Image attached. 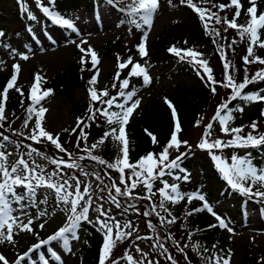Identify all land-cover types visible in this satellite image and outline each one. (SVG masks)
Wrapping results in <instances>:
<instances>
[{"label":"snow or ice","instance_id":"snow-or-ice-1","mask_svg":"<svg viewBox=\"0 0 264 264\" xmlns=\"http://www.w3.org/2000/svg\"><path fill=\"white\" fill-rule=\"evenodd\" d=\"M20 2L22 3V0H20ZM35 2L43 14L54 24L66 27L79 34L78 29L70 19H66L60 14L50 10L49 7L43 6L42 0H35ZM106 2L113 7H116L119 12L124 14L127 19L122 22H127L131 26L142 31L145 27L148 29L152 27L155 14L160 7V0H127V2H125V0H106ZM179 3L180 5H185L192 9L198 15L205 34L212 38L214 44H217V37H220L221 35V29L215 27V25H221L222 23L224 25L223 31L226 32L228 29L236 30L241 41L247 37V54L242 57L243 63L245 65L254 63L264 65V58L255 55L254 52V48H264V39H261L260 32L261 29H264V13L258 15L257 0H249L250 7H248L245 12L248 19L245 24L237 23L243 7L240 0H229L228 4L218 5L213 3L212 0H198V3L194 2V0H179ZM121 4L124 6L120 7ZM168 4L170 7H175L173 0H168ZM200 5H211V7H201ZM230 7L235 8V12L231 19H228L227 16L221 17L219 12L212 11V9L218 8L220 12H223ZM24 11L27 12L29 19H36L32 12L28 11L26 8ZM212 21H214V25L212 24ZM129 31H131V28ZM4 36L5 33L0 31V42H2ZM146 40L147 33L145 32L141 43L137 45V51L142 59L149 55L146 48ZM73 43H75V41H73ZM85 43H87L86 40L77 44V48L83 54L80 60L82 70L83 65L91 63L92 69L90 70L95 71L93 77L87 82L89 85L87 91L92 103L87 109V121L82 117H78L76 127L71 130L70 134L77 135L78 138L75 147L88 155L86 157H74L73 154L62 145L59 135H54L48 132L44 127L43 122L48 109L43 107L41 102L52 94V90L40 88V83L43 78L39 73L35 75L33 86L28 93V99L31 103L26 108L27 115L23 122V126L28 128L33 117H35V122L30 129L29 135L24 138L32 141L33 144H40L42 142L50 143L54 146L55 150L64 155L59 157L54 155L49 156L46 155V152H42L38 148L33 147L32 144L27 145L29 149L27 155L30 158L35 154L55 166L54 170L49 173L44 166L37 163L35 160H26L23 155L19 156L15 162L9 164V157L12 153L0 151V244L8 243L14 245L16 243L14 238L17 234L16 230L28 233L34 231L32 227L34 220L29 217L25 223L22 218L24 215H27L25 212L27 205L24 201H28V204L35 206L37 192L41 188L50 190L51 193L54 194V206H63L61 211H63L66 216V222L64 225L52 236L47 240H42L40 243L31 246L27 252L18 255L16 260L12 261L11 264H22V262L27 264V261L32 259L33 252L43 248L45 245L51 244L53 241L62 243L63 246L70 251V240L79 239L77 230L80 224L82 222L93 223V221L89 220V211L93 204L90 192L91 185H84V182L77 176L69 175V173L65 171V169L79 170L84 176L94 175L97 180H100L101 178L99 174L95 172H86L78 162L85 159L94 161L119 173L118 178L120 184L123 185V189L118 186L115 181H113L110 186H105L106 188L114 189V194L113 191L109 190L108 195L111 202L117 208L122 207L121 200L118 199L119 197H125L129 200L146 199L151 202L152 197L158 192L161 197L159 204L150 203V211H144L143 215L149 217L155 214L159 218L160 226L164 227L165 225H171L176 222V217L172 216L169 209L165 207L166 202L175 204L186 199L187 203L190 205L194 200H198L201 202V206L187 211V216L207 211L218 222L217 224L209 225V228L220 227L226 229L229 233H233V229L229 227V223L224 217L214 211L212 205L208 202L204 194L200 191H194L191 193L181 192L178 184H169L166 180H163L165 176H173L177 181L183 180L187 182L189 181L190 176V173H188L187 169L181 167V164L184 157L191 152V146L187 141L180 139V133L182 132L181 122L175 106L168 101L167 98H165V102L171 109V115L173 118V130L168 142L163 146L160 153L150 152L145 156H142L135 163L130 162L129 140L126 128L131 116L141 103V98H137L135 89L129 90L130 80L133 77H138L142 78L145 86L150 84L151 77L147 65H142L139 62L134 63L131 56L126 60H121L118 56V71L113 77L114 82L111 86L115 91V94H110L107 87L102 90L95 87L99 76L97 65L100 61L94 49L91 47L85 49L83 47V44ZM185 43L187 42L185 41ZM236 43H238V41L233 39L228 47L234 51L232 45H235ZM6 47L10 49V54L13 58H15L16 55H19L21 60L26 61L29 59L28 55L18 53L16 49H11L10 45H6ZM217 50L224 69L223 80H216L213 75V69L209 66V61L202 59L203 53L192 49L177 48L176 46H171L168 49V52L181 61H186L191 64L197 72L198 77L204 82L205 86L210 89L213 95L217 93V87L231 89V94L227 99H222L221 103L217 105L214 116L209 123L205 125V131L201 137V141L197 144V148L209 153L210 158L214 162V166L222 174V178L233 190L238 191L241 195L248 197L249 199L253 197L264 198V169H259L254 166L251 159L247 156L240 157L233 155L230 158L231 162H229L216 153V150L222 151L224 148H256L264 145V133L259 132L257 127L258 121H253L251 123L250 128L252 131L246 135H240L244 130V126L230 127V122L235 120L234 113H243L244 107H229L232 101L237 99L246 104L253 102L264 103V95L260 92L248 93L244 91L249 84L264 81V68L257 70L251 79H249L246 74L241 82H237L234 75L235 65L228 59L224 47L217 44ZM129 65H131V68L128 75L121 79V70L128 68ZM20 68L21 66L19 63L13 64V74L4 88L0 90V121L6 120L5 104L8 100L9 90L15 89L21 97L25 95L23 90L17 87ZM245 73H247V68H245ZM21 104L23 105V100L21 101ZM261 115L264 116V109L261 110ZM98 119H102L103 123L108 126L109 130L105 131L103 136L95 143L81 148V141H87L88 133L85 129L90 128L91 123H96ZM202 120L203 117L197 120L195 126H199ZM89 121L91 123H89ZM216 123L220 126V132L224 135L231 136L232 139L228 141L221 139L212 140L211 133L214 124ZM3 126V123H0V128H3ZM77 129L79 130L78 133ZM65 131L69 130L65 129ZM145 132L151 138L153 144L158 143L157 137L153 133L147 129H145ZM253 133L256 134L254 135ZM14 134L23 135V133ZM109 138H111V141L116 144L119 153L112 162L92 154L94 150L103 146ZM0 139L14 143L17 149L21 146L18 142L10 141L9 136L4 135L3 132H0ZM182 146L187 148L186 152H180ZM0 148H3L2 144H0ZM172 149L179 153L175 159H170V150ZM65 156H67L68 159H65ZM126 170H130V175L126 176ZM177 170L180 173H183V175H174ZM157 180L162 181V187H160L157 192H154L153 188ZM101 183H103V181H101ZM82 185H84L83 190ZM139 185H143L147 194L144 196L133 197L132 193ZM17 188H23L24 191L18 193L16 191ZM254 188L256 189L255 191H253ZM101 191H103V189H101ZM47 195L48 193L46 192L45 198L41 203H47ZM100 199H103V197H100ZM13 205L18 206L20 214L14 215V213L17 212V208L13 207ZM127 207L136 208V205L128 204ZM157 207H159L160 211H157ZM96 211L98 216L94 223L95 226H97V230L103 235V244L101 246L98 264H107L109 260H111V264H119V260H125L127 264H144V260L137 261L128 252H125L119 260L112 259V252L117 241L123 242L124 239L132 236L133 231L138 229H134L131 221L122 226L120 221L116 220L115 217L109 216L111 210H105L103 204H100L96 208ZM125 211H127V208H125ZM161 212L167 213L171 219H167L165 216L161 215ZM261 212L262 215H264V209H262ZM47 214L46 211H41L38 213L37 218L45 217ZM137 214H140L138 209ZM101 217L104 219H101ZM109 221H112V223H109ZM39 227L43 229L44 224L41 223ZM148 227L155 231L157 226L149 220ZM137 239H152V237H137ZM168 239L172 241L177 251L182 254L185 264H190L187 254L184 252V248H182L171 235L168 236ZM186 246L187 245H185V247ZM154 247L162 249L163 253L167 254L166 258L171 261V264H178V261L171 253H169V250L165 248L163 244L159 243L158 238ZM48 251L51 252L53 257L60 260V256H58L54 250L48 249ZM136 251L141 252L145 259L147 258V254L142 253L138 246L136 247ZM193 251L197 252L198 256L200 255L198 245L193 247ZM204 251H208V249H204ZM231 255V250H229L226 256H220L213 253L208 257L201 256V259H204L207 264H230ZM38 259L41 264H49L48 259L45 258L44 252L39 253ZM0 264H10V261L2 253H0ZM33 264H36L35 260L33 261ZM148 264H153V261L149 260ZM156 264H158V262H156ZM258 264H264V257L258 261Z\"/></svg>","mask_w":264,"mask_h":264},{"label":"trees","instance_id":"trees-1","mask_svg":"<svg viewBox=\"0 0 264 264\" xmlns=\"http://www.w3.org/2000/svg\"><path fill=\"white\" fill-rule=\"evenodd\" d=\"M29 1L30 0H22L21 3L20 0H0V15L2 14L3 16L13 20L19 19L18 10L20 6L21 8L23 7V9H30ZM32 1L35 2V0ZM103 1L104 5L108 4L106 0ZM11 2L15 10H13V12L10 14L8 13L7 9H5V5ZM125 2H127V0H125ZM166 2H168V0H166ZM194 2L198 3V0H194ZM212 2L217 5L228 4L229 0H212ZM173 4L175 5V7H172V9L177 10L179 12H184V21L181 20V22L175 24L174 28L163 33L164 35L162 34L161 36H159L156 40L155 46H153L152 50L148 52L149 55L144 59V61H146V65L148 66L147 68L152 67V64L154 65L159 62H164L165 65H168L166 67H168L169 69H172L173 67H178L181 71V74L185 75L190 79L189 83L184 80L182 81L183 83L181 82V84L179 83L175 85L167 99L175 106L178 113V117L181 122L182 132L180 133V139L187 141L188 144L191 146V152L189 153V155L184 157L181 167L187 169L188 173H193V171L199 170V181L197 184L199 187L201 186L206 193L209 192L210 195H215L216 193L219 195L220 193V200H222V198L228 199L232 196L236 197L237 199L235 200L234 207L231 209L232 211L238 210L237 213H234L236 216L242 215L243 204H246L247 202L250 203L249 206H252L253 208H256L261 211L262 209H264V198L253 197L249 199L248 197L241 195L238 191L233 190L222 178V174L214 166V162L210 158L208 152L198 149L197 144L193 146L189 140L191 130L196 125L197 120H199L201 117H204L208 108L211 105V102H214L216 105L220 104L222 99H227L228 96L231 94V89L217 87V93L213 95L210 89L206 87L204 82H202L201 79L198 77L197 72L194 70L193 66L187 63L186 61H181L176 56L170 54L168 52V49L171 46H176L177 48L192 49L203 53L202 59L209 61V66L213 69V75L216 80H223L224 78V69L222 66V61L220 59L219 52L217 50V44L222 45L224 47L228 59L231 60L232 63L235 65L234 75L237 82H241L246 74L248 75L249 79H251V77L255 74L257 70L264 68V65L256 63L245 65L243 63L242 57L247 54V37H245V39L241 41L236 30L228 29L226 32L223 31L224 25L222 23L221 25H215V27L221 29V35L220 37H217V44H214L212 42V38L205 34L203 25L199 20L198 15L192 9L188 8L185 5H180L179 0H173ZM123 6V4L120 5V7ZM200 6L211 7V5ZM51 7H53L54 12L64 16L66 15V19L74 20L75 18H79L78 11L81 9L86 10L88 11V13L92 14L94 5L93 0H54V3L51 4ZM248 7H250L249 1L244 4L243 10L241 11V15L237 21L238 24L246 23L248 17L245 15V12ZM257 9L258 15L260 13H264V0H257ZM212 11L219 12L221 17L227 16L228 19H231L235 12V8L230 7L223 12H220L218 8H214L212 9ZM119 14L121 15L120 24L130 25L127 22H122L126 21L127 18L124 16L123 13L119 12ZM212 24L214 25V21H212ZM33 25L34 22L32 23V26ZM129 27L131 28V31H133L137 35L138 45L143 36L144 30L142 31L136 29L134 26L131 25ZM23 29L24 26H21L22 31ZM176 29H180V35L174 32ZM0 31H3L5 33L4 38H2V42H0L1 55L8 48L6 47V45H9V40L12 35L18 34L19 31L17 33H12V35L8 34L10 30L4 24L0 27ZM260 32L261 39H263L264 29H261ZM233 39L238 41V43L232 45L234 51H232V49L228 47V45ZM185 41L187 43H185ZM162 46L163 51L159 54L158 52ZM106 52L104 53L105 57L108 56ZM254 52L255 55L264 58V48H254ZM134 54H136L135 48H130V50H128V52L126 53V57H134ZM130 68L131 66H128V68L121 70V79L128 75ZM245 68H247V73H245ZM90 69H92L91 63H86L85 65H83L82 70V65L80 62H78L76 65L68 67L65 71L58 72L57 75L51 80H46L40 83V88L45 90H52V94L48 96L49 98L58 94L69 98L72 104L73 114L77 118L82 117L87 121V109L92 102L90 100V102L86 103L82 101H77L75 98L74 91L80 85L81 87H89L87 82L94 75V70ZM117 71L118 68H116L115 71L112 73V77L116 75ZM9 77L10 76L0 77V90L4 88L7 81L9 80ZM113 82L114 81L112 79L107 88L109 89L110 94L114 95L115 91L111 87ZM142 85H144L142 78L133 77L130 80L129 89ZM22 90L25 94L23 97H21V95L15 89L9 90L8 100L6 102L10 109V114L9 116H6L5 121H0V123H3L4 125L3 128H0V132H3L4 135L9 136L10 141L18 142L21 146L18 149H11V147L15 145L14 143H10L8 141H3L2 139H0V144L3 145V148H0V151L17 152L18 158L19 156L23 155L26 160L31 161V158L27 155L29 151L27 145L32 144L33 146V142L14 134L17 133L18 128L23 124L27 115L26 108L31 103L28 99V87L23 88ZM244 91L248 93L260 92L262 95H264V81L249 84L244 89ZM22 100L23 105L21 104ZM242 103L243 101L237 99L235 101H232L229 107H238V105ZM215 108L217 109V106H215ZM216 109L213 111V113L210 115L211 117L207 119L204 125H207L209 123V121L214 116ZM262 109H264V103L258 102V104L255 105L252 114H249V116L245 119H236L230 122V127L244 126L243 131L245 132L240 133V135H246L247 133L251 132V130H248V126H250V123L253 121H258V130L260 133H264V116L261 115ZM132 120H130L132 122L126 128V132L129 140V160L131 163H135L142 156H145L150 152L157 153L162 150L163 146L166 145V143L168 142L171 132L173 130V118L171 115V109L168 107L165 101H163V103L161 104H158L156 100H154L153 107H151V109H145L139 112L138 114H136V116L134 115ZM89 123L91 122L89 121ZM75 127L76 126H70V128L68 129L69 131L62 133L60 132V142L69 152L73 154L74 157H79L82 155L85 156L87 153L82 152L80 149H77L75 147L78 138L77 135L70 134L71 130ZM145 129H147L157 137L158 143H152L151 138L146 134ZM107 130H109V128L106 124L103 123L102 119H98L96 123H91V127L85 129V131L88 133L87 141H81V148H84L85 146H90L91 144L95 143L100 137L103 136L104 132ZM78 132L79 130L77 129V133ZM213 134L214 136L221 134L220 126L218 123L214 124V127L212 129V140H214ZM253 134L255 135L256 133ZM230 139H232L231 136L225 141H228ZM36 145L37 147L35 148H38L42 152H46V155H54L56 157L64 155L55 150L54 146L51 144ZM223 150L227 151V156L225 159L229 162H231L230 158L233 155H237L240 157L247 156L249 159H251L253 165L257 168L263 169L264 167V145L256 148L230 147L224 148ZM186 151L187 148L183 146L180 148V152ZM92 154H95L96 156H99L109 162H112L119 153L117 151L116 144L111 141V138H109V140L106 141L103 146L94 150ZM220 156L223 157V153L220 154ZM65 159H68V157L65 156ZM78 162L80 163V161ZM82 163H84L85 166H88L85 167L86 172H89V170H91L89 167H94L95 172L102 174V176H104V178L101 176L103 180H105L108 184L111 185V180L107 178V175L105 173H112V171L114 170H110L102 165L99 169V167L95 166L94 163L90 164L84 161ZM51 167L52 164L48 162L46 168L50 169ZM65 171L68 173L70 172L69 169H65ZM117 174L119 173L117 172ZM174 175L182 176L183 173H180L177 170ZM163 180H166L169 184H178L179 189L181 188V190L188 189V191H193L190 185L185 184V181H177L174 179L173 176H165ZM157 183H160V186H162V181H157ZM157 183L155 182V184ZM157 190L158 188L156 187L153 189L154 192H157ZM255 190L256 189L254 188L253 191ZM16 191L18 193H22L24 189L17 188ZM46 192L48 193L47 203L44 204L41 203V201L44 200ZM160 200L161 197L157 192V194L152 197L151 201L155 202L156 204H159ZM185 202L186 203L183 204V207L180 208L177 203H165V207L169 209V211L172 213V216L176 217V222L174 224L166 225V229L169 233L166 235L167 237L171 235L172 238L175 239L182 248H184V252L187 254L190 264H207L204 259H201V256L208 257L211 256L213 253H216L217 255L222 254L221 250L225 247L224 245L227 241V235L224 229L220 227L209 228V225L217 224L218 222L212 221L211 215L207 211L195 213L192 216L186 215V212L191 210L192 208L200 207V201L194 200L190 205L187 203V200ZM25 204L30 205L28 203ZM54 205V194L51 193L50 190L41 188L37 192L35 206H30L32 207L31 210H33L34 213L38 216V213L41 211H46L48 214L53 212H60L63 206L55 207ZM137 209L138 208H135L136 211ZM162 213L163 216H165L167 219H171V217H169L167 213ZM89 220H91V218H89ZM91 221H93V223L82 222L77 230V235H79L80 231L85 228L88 229V232L90 233L89 247H87L85 252H83V261H81L80 264H98L99 262L100 250L103 244V235L100 231L97 230V226H95L94 223L95 220ZM193 236L194 238L192 239ZM166 245H168L169 249L174 251L173 253H175V246H173L175 248H172L168 242L166 243ZM185 245L187 246L185 247ZM197 245L199 246V256L197 255V252L193 251V247ZM124 246V248H127L129 244H126ZM204 249H208V251H204ZM123 255V251L121 253H113L112 259L119 260V258ZM176 256L178 257V255ZM262 257H264V249L260 252H257L255 255H253V252L251 250H246L245 255L242 258V264H258V261H260ZM121 261L122 264H127L125 260ZM160 263L170 264L171 261L166 258L164 260L162 259ZM107 264H111V260H109Z\"/></svg>","mask_w":264,"mask_h":264},{"label":"rangeland","instance_id":"rangeland-1","mask_svg":"<svg viewBox=\"0 0 264 264\" xmlns=\"http://www.w3.org/2000/svg\"><path fill=\"white\" fill-rule=\"evenodd\" d=\"M246 1L248 0H243V2ZM32 3L33 2L30 1V4ZM96 3L99 6L92 14L83 9L78 11L79 18H75L73 23L78 29L79 34L67 29L66 27H61L56 24H47L43 12L36 8L34 4L32 5L31 12L36 17V26L33 27L34 30L32 37L27 34L26 30H21V26H26L25 20H27V16H24L22 14V16L20 15L21 20H13L1 14L0 24L2 23L1 26H3L4 24L8 27V29L10 30L8 34L12 35V33H17L19 31L18 34L12 35L9 40L11 49H16L18 53L28 55L29 59L26 61L21 60L19 58V55H16L15 58H13L10 54V49L7 48L3 55H0V77H11L13 74V64L19 63L21 68L18 74L17 87L21 89L28 87V89L30 90V88L33 86L34 77L37 73H39L43 78L41 81L42 83L46 80H51L52 78H54L58 72L65 71L68 67H72L80 62L81 56L83 54L78 50L77 44H80L82 41L86 40L87 43L83 44V47L85 49H88L89 47L94 49L100 61V63L97 65V68L99 69V76L97 78L98 82L95 87L99 90L107 87L113 79L112 73L117 66V57L121 56L123 57L122 60H125V58H127L126 53L128 52V50H130V48L136 49L137 35L133 31H129L130 25L123 26L120 24L121 15L115 7L109 4L104 5L102 3V0H96ZM5 9H7L8 13L10 14L13 12V10H15L12 2L6 4ZM184 19V12H179L172 9V7H169L166 0H160V7L155 14L152 27L150 29L145 27L144 29V34L145 32L147 33V40L145 42L147 50L151 51L153 46H155L156 40L159 36L174 28L175 24L181 22V20L184 21ZM174 32L178 35L181 34L180 29H176ZM73 41H75V43H73ZM162 51L163 46L158 53L160 54L162 53ZM105 52L108 54V56L106 57L104 56ZM140 58L141 57L138 51H136L133 62H140L142 63V65L146 64V61H143V59ZM166 66L168 65H165L164 62H159L154 65L152 64V67H149L148 69L149 75L151 77V83L147 86L142 85L132 87V89H135L137 93V98H141V103L139 107L134 111L130 120H132L134 115L136 116V114H138L139 112L145 109H151V107H153L154 100H156L158 104L163 103V101H165V98L168 99L171 90L175 85L179 83L181 84V82L184 80L189 83L190 79L181 74V71L178 67L169 69ZM87 89L88 88L86 87H81V85L75 89L74 94L77 101H82L85 103L90 102ZM41 103L43 107L48 109L43 122L44 127L48 132L54 135H60V132H66L65 129H69L70 126H76L77 117L72 112V104L69 98L58 94L51 98L44 99ZM256 104L258 103L253 102L246 104L245 102H243L242 105L240 104L239 106L244 107V111L243 113L235 112V120H242L247 118L249 114H252V112L254 111V107ZM215 106L217 105L214 102H211V105L204 115L200 125L194 126L191 130L189 140L193 146L201 141V137L205 129L204 124L216 109ZM9 114L10 109L6 102L5 117L9 116ZM132 121H130L128 125H130ZM34 122L35 117H33L32 122L29 123L28 128H25L22 124L18 128L17 133H23V135L19 136L22 138L28 136L30 129L34 125ZM248 130L252 131L250 126H248ZM213 137L214 140L221 139L225 141L230 136L221 133L217 136H214L213 134ZM40 144L49 145L50 143L42 142ZM33 147H37V145L33 144ZM14 148H16L15 145L11 147V149ZM11 153L12 155L9 157V163L15 162V160H17L18 158L17 152ZM216 153L218 155L223 153V158H226L227 156L226 150H216ZM178 154L179 153L174 149L170 150V159H175ZM87 155L88 154H86L85 157ZM31 160H35L37 163L41 164L45 169H47L46 167L48 165V161L41 159L35 154L32 155ZM83 161L90 164L94 163L95 166L99 167V169L101 168L100 164L89 159H85L80 161V164L82 165L84 170L86 169L85 167L88 166H85L84 163H82ZM53 166L54 165H52V167L50 169H47L46 171L49 173L52 172L55 168ZM89 168L91 170H89L88 173L95 172L94 167ZM126 171V176L130 175V170ZM199 173V170H195L193 171V173L190 172L189 181L185 182V184L191 186L193 191H188V189L181 190V188L180 191L184 193L200 191L206 196V199L212 205L214 211L226 219V221L229 223V227L233 229L234 234L229 233L226 229H224L227 235V241L225 242V247L221 250L222 254H220V256H224L225 254L227 255L228 251L231 250L232 255L230 264H242V258L245 255L246 250H251L253 252V255H255L257 252H260L264 249V215H262V212L258 211L256 208L249 206L250 203H247V214L236 216L234 213H237L238 210L232 211L231 209L234 207L235 200L237 198L232 196L231 198H222V200H220V193L219 195L217 193L215 195H210L209 192L206 193L204 189L201 186L199 187L197 184L199 181ZM105 174L107 175V178L109 180L110 178L113 179V181H115L116 184L123 189V185L120 184L118 178L119 176L116 171ZM69 175L77 176L84 182V185H91L90 192L93 200L92 207L89 211V217L91 218V220H96L98 216L96 208L100 204H103L105 210H111L109 212V216L115 217L116 220L120 221L122 226L125 223L131 221L133 223L134 229H138L136 231H133V234L130 238L124 239L123 242L117 241L112 254L118 252L121 253L122 251L124 254L126 249L129 248L128 253L131 254L135 260H144V264H148L149 260L153 261V264H156V262H158V264H161V260L166 259L167 254L163 253L162 249L154 247V245L157 243L158 238L159 243L163 244L164 247L169 250V253H171L173 257L178 261V264H185L181 253L177 251L175 247H173L174 245L172 241L169 240L166 235L169 234L166 229V225L164 227H161L159 218L155 214L149 217H145L143 215L144 211H150V203L156 204L155 202H150L146 199L129 200L125 197H119L118 199L121 200L122 207L117 208L111 202L108 195L109 190L113 191L114 193V189L105 187L106 185L110 186V184L103 180L104 176H102V174H99L101 178L100 180H97L94 175L84 176L79 170H70ZM101 181H103V183H101ZM84 185H82V190ZM159 186L160 183L154 184V188H159ZM101 189H103V191H101ZM146 194L147 192L143 185H139L133 191L132 196L137 197L144 196ZM100 197H103V199H100ZM185 201L186 199L177 203L179 208L183 207V204L186 203ZM128 204L136 205V208H138L140 214H137L135 208H128ZM13 207L17 208V212L14 213V215L20 214L18 206L13 205ZM125 208H127V211H125ZM31 209L32 207L30 205H27V207L25 208V212L27 213V215H24L22 218L25 223L27 222L29 217L34 220V223L32 225L34 231L32 233H28L16 230L17 234L14 236L16 243L14 245L8 243L0 244V253L6 256V258L10 261V264L12 261L16 260L18 255H22L27 252L31 246L40 243V241L42 240H47L66 222V216L63 211L56 213L53 212L54 214L50 213L45 217L37 218L36 214ZM157 211H160L159 207H157ZM161 215H163L162 212ZM101 219L104 218L101 217ZM149 220H151V222L157 226L155 231L148 227ZM211 220L216 221L212 215ZM41 223L44 224L43 229L39 227ZM109 223H112V221H109ZM80 233L81 236L79 237V239H75V241L72 243L70 251L64 248L62 243L53 241L51 242V244L45 245L43 248L37 250L36 252H33L32 259H29L27 261V264H33L34 260L36 261V264H41L38 259L40 252L45 253V258L48 259L49 264H80L81 261H83V252H85L86 248L89 247L90 238L88 229L85 228L81 230ZM137 237H152V239H137ZM193 238L194 236L192 237V239ZM167 242L171 245L172 248H175V253H173L174 251L170 250L168 245H166ZM126 244H129V247L124 248V245ZM137 246L141 249L142 253L147 254L146 259L141 254V252L136 251ZM48 249L54 250L56 254L60 256V260H57L55 257H53ZM176 255H178V257ZM119 262L120 264H122L121 260H119ZM22 264H24V262H22Z\"/></svg>","mask_w":264,"mask_h":264}]
</instances>
